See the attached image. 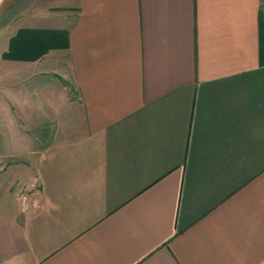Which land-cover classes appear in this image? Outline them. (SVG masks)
<instances>
[{"label":"crops","instance_id":"1","mask_svg":"<svg viewBox=\"0 0 264 264\" xmlns=\"http://www.w3.org/2000/svg\"><path fill=\"white\" fill-rule=\"evenodd\" d=\"M261 15L263 0H0V264H264ZM23 30L67 32L68 49L5 59Z\"/></svg>","mask_w":264,"mask_h":264},{"label":"trees","instance_id":"2","mask_svg":"<svg viewBox=\"0 0 264 264\" xmlns=\"http://www.w3.org/2000/svg\"><path fill=\"white\" fill-rule=\"evenodd\" d=\"M260 33L261 44L263 48L262 51L264 53V17H262V15L260 19ZM49 34V32L42 31H20L17 36L11 41L10 50L7 54L4 55V58L10 60L35 61L40 57H43V55L46 54L51 49V47L55 46L57 49H68L67 32L53 33L56 35V42L53 37L52 39L49 38ZM35 44H37V47H40L39 50L37 49L38 51H34Z\"/></svg>","mask_w":264,"mask_h":264},{"label":"rangeland","instance_id":"3","mask_svg":"<svg viewBox=\"0 0 264 264\" xmlns=\"http://www.w3.org/2000/svg\"><path fill=\"white\" fill-rule=\"evenodd\" d=\"M76 17V14L73 15L72 18L69 19V23H72V21H74ZM63 54V59H60L61 61V64L59 65V69H61L64 73H66L67 75V80H68V83L71 84V68H70V65H69V55L67 54V52H64L62 53ZM59 61V62H60ZM53 134L50 133V130H49V133L47 134V137L45 139L46 141V144H48L50 141H52L54 138L52 136ZM45 144V145H46ZM43 147V146H41ZM1 150H0V165L1 164H4V160L3 158H1ZM3 157V156H2ZM17 161H13L11 162V164H16ZM6 163V162H5ZM6 171V169H5ZM2 174L0 172V218L1 217H4V216H7V205H8V201L9 199H11V197L8 199L9 195L11 196H14V192H12V194L8 191V187H9V183H11L12 181V178L10 175H7L4 177H2ZM27 187H25V190L22 191L23 192V195L22 197L25 198L27 196ZM10 193V194H9ZM25 196V197H24ZM22 198V199H23ZM1 227V225H0Z\"/></svg>","mask_w":264,"mask_h":264},{"label":"built area","instance_id":"4","mask_svg":"<svg viewBox=\"0 0 264 264\" xmlns=\"http://www.w3.org/2000/svg\"><path fill=\"white\" fill-rule=\"evenodd\" d=\"M25 197V196H24ZM25 200L27 199V196L24 198Z\"/></svg>","mask_w":264,"mask_h":264}]
</instances>
